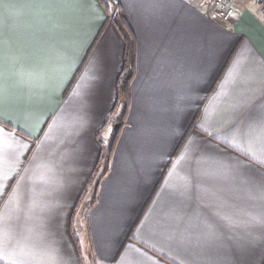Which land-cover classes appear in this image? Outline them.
<instances>
[{
    "label": "crops",
    "instance_id": "obj_1",
    "mask_svg": "<svg viewBox=\"0 0 264 264\" xmlns=\"http://www.w3.org/2000/svg\"><path fill=\"white\" fill-rule=\"evenodd\" d=\"M112 1L0 0V264H264V12Z\"/></svg>",
    "mask_w": 264,
    "mask_h": 264
},
{
    "label": "trees",
    "instance_id": "obj_2",
    "mask_svg": "<svg viewBox=\"0 0 264 264\" xmlns=\"http://www.w3.org/2000/svg\"><path fill=\"white\" fill-rule=\"evenodd\" d=\"M104 7L106 13L109 15L113 7L112 0H98ZM113 23L116 24L121 32V35L125 43L123 67L116 80L117 98L116 102L106 118V123L112 121L117 124V127L113 129L111 138L105 151L100 155L98 163L93 173L95 176V187L99 184L102 176L107 172L108 163L111 157V152L115 140L117 138L119 129L126 123L127 112L130 103V86L135 71V45L130 31L124 24L121 25V21L117 19L116 15L112 16ZM98 174V175H96Z\"/></svg>",
    "mask_w": 264,
    "mask_h": 264
},
{
    "label": "built area",
    "instance_id": "obj_3",
    "mask_svg": "<svg viewBox=\"0 0 264 264\" xmlns=\"http://www.w3.org/2000/svg\"><path fill=\"white\" fill-rule=\"evenodd\" d=\"M264 12V0H256ZM231 0H202L203 11L219 19L221 22L229 21L234 13Z\"/></svg>",
    "mask_w": 264,
    "mask_h": 264
},
{
    "label": "rangeland",
    "instance_id": "obj_4",
    "mask_svg": "<svg viewBox=\"0 0 264 264\" xmlns=\"http://www.w3.org/2000/svg\"><path fill=\"white\" fill-rule=\"evenodd\" d=\"M114 126H115V124H113V125H112V128H114ZM110 131L112 132V130H110V128H109V129H108V131H106V133H108V134H109V133H110ZM106 137H107V136H106ZM104 144H105L104 146H105V148H106V147H107V145H108V141H107V142H105Z\"/></svg>",
    "mask_w": 264,
    "mask_h": 264
},
{
    "label": "snow or ice",
    "instance_id": "obj_5",
    "mask_svg": "<svg viewBox=\"0 0 264 264\" xmlns=\"http://www.w3.org/2000/svg\"><path fill=\"white\" fill-rule=\"evenodd\" d=\"M233 67L235 68V65ZM230 75H231V73H230ZM262 124H264V121H262Z\"/></svg>",
    "mask_w": 264,
    "mask_h": 264
},
{
    "label": "water",
    "instance_id": "obj_6",
    "mask_svg": "<svg viewBox=\"0 0 264 264\" xmlns=\"http://www.w3.org/2000/svg\"><path fill=\"white\" fill-rule=\"evenodd\" d=\"M115 128L117 127V124H115V126H114Z\"/></svg>",
    "mask_w": 264,
    "mask_h": 264
}]
</instances>
